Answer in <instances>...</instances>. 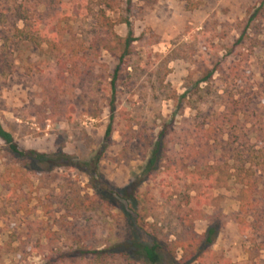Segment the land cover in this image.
Returning a JSON list of instances; mask_svg holds the SVG:
<instances>
[{
    "label": "rangeland",
    "instance_id": "1",
    "mask_svg": "<svg viewBox=\"0 0 264 264\" xmlns=\"http://www.w3.org/2000/svg\"><path fill=\"white\" fill-rule=\"evenodd\" d=\"M260 1L0 0L2 125L24 150L82 162L101 156L96 183L69 168L46 172L0 140V264H79L86 253L129 241L120 203L102 200L94 186H128L164 128L173 174L141 186L135 213L123 204L137 217L139 242H187V218L197 237L219 229L191 264H264V9L250 27L240 25ZM128 21L134 42L125 49ZM244 33L249 39L238 43ZM214 68L223 72L184 98ZM206 121L221 142L211 157L218 183L203 192L192 181L194 155L181 141ZM183 256L179 250L177 260Z\"/></svg>",
    "mask_w": 264,
    "mask_h": 264
},
{
    "label": "trees",
    "instance_id": "2",
    "mask_svg": "<svg viewBox=\"0 0 264 264\" xmlns=\"http://www.w3.org/2000/svg\"><path fill=\"white\" fill-rule=\"evenodd\" d=\"M263 9L264 0H261L258 8H254L247 12L244 21L241 22L240 25L246 23L247 27H250L253 23H255L257 19L260 18L259 14H261ZM48 15H50L51 21H55L57 18V13ZM57 24L60 25L59 22ZM126 24L128 27V37L124 42L125 49L129 48L131 43L134 42L132 25L129 21L126 22ZM47 26L51 27V23H47ZM21 34L25 35L26 40L35 42V40L30 38L31 34H29L25 29L21 31ZM49 35V39L52 40L56 37L55 34ZM245 38L249 39V37L244 33L238 43H240L242 39ZM105 49L107 50V48ZM122 64L123 56L120 58L119 64L115 69L114 77L111 81L113 98L110 103L111 116L110 123L105 133V144L109 143L113 134V114L115 109L114 103L117 88L116 83ZM222 72V68H214L213 70L204 73L203 78L193 84L188 92L184 94V98L188 97V95H191L193 90L199 91L201 85L208 84L213 79L215 74ZM217 133L218 132L216 126H213L206 121L197 126L196 130L190 132L189 136L181 141L182 145H187V150H189L194 155V157L192 158V167L197 168L198 171L192 173L194 177L192 181L193 183H199L201 187H203V192H207L210 188H212V186H215L218 183V180L215 178L214 174H219V171H217L218 169L211 166V157L216 153V151H218L221 142L216 137ZM219 133H221L220 136H222V132ZM173 134L176 135L175 132H173ZM167 136L168 132L164 128V130L159 133L158 139L140 176L135 177L132 182H130L129 185L122 189L120 192L112 191L106 184V182L102 183V186L106 189H101L98 184L94 186L95 193L100 196L102 200H105L107 202L116 200L120 203L121 210L126 214V217L130 223L131 236L130 240L127 242L116 244L110 248L98 252H89L84 254L85 256L92 255V258L87 262L88 257L84 256L82 257V261L84 262L79 264H109L115 258H120L121 260L135 258L144 262L145 264H191L192 262L198 261L203 251L213 246V244L216 242V239L219 235V229L217 226H210L204 235L197 237L193 231V223L188 221L187 218L184 219V221H186L184 223V228L186 229L185 237L188 240L187 242L173 241L162 244L158 241H152L151 244H143L138 240L137 217L132 216L133 214H129L127 210L124 209L123 204H127L128 211L130 209V211H132L131 213H135L137 211L138 203L141 198V195L139 193L141 186L146 182L157 179H161L162 181L167 182L169 180V176L173 174V170L175 167L171 160L165 157L167 144L169 143V141L166 140ZM262 137L263 136L261 135L259 138L260 141ZM0 140L7 146L12 154L27 161V163L29 164L43 167L44 171L46 172H49L53 169L69 168L85 173L91 178L93 182L98 181V177H101V174L98 171L99 163L101 160L100 155H97L89 162H82L64 153L44 154L39 153L35 150H24L18 145L12 134L4 128L1 121ZM256 148L257 147L255 146L252 147L250 149V153H256ZM263 151L264 146L258 150V152L260 153H262ZM248 157L251 156L248 155ZM200 164L202 166H200ZM245 164L246 162L243 163V165ZM201 167L204 168L202 172L199 171L201 170ZM254 184L255 186L257 185V183H253V181L247 183L248 187H250L251 189H253L252 187ZM202 198L203 195H199L196 199V201L201 205L203 203ZM189 248L193 249L192 253H190V256H188ZM179 250L184 252L183 259L180 261L177 260V252ZM188 257H191V260H189L190 258Z\"/></svg>",
    "mask_w": 264,
    "mask_h": 264
}]
</instances>
